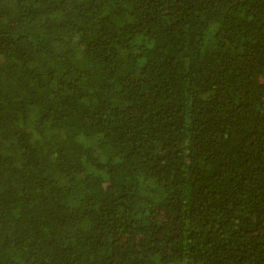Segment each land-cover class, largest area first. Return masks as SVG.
I'll return each instance as SVG.
<instances>
[{
  "label": "trees",
  "instance_id": "1",
  "mask_svg": "<svg viewBox=\"0 0 264 264\" xmlns=\"http://www.w3.org/2000/svg\"><path fill=\"white\" fill-rule=\"evenodd\" d=\"M0 264H264V0H0Z\"/></svg>",
  "mask_w": 264,
  "mask_h": 264
}]
</instances>
